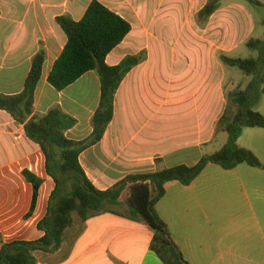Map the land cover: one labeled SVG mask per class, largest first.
Returning <instances> with one entry per match:
<instances>
[{
  "label": "crops",
  "instance_id": "crops-1",
  "mask_svg": "<svg viewBox=\"0 0 264 264\" xmlns=\"http://www.w3.org/2000/svg\"><path fill=\"white\" fill-rule=\"evenodd\" d=\"M90 1L0 0V94L21 92L32 57L43 50L28 118L57 108L74 118V125L64 132L74 141L92 132L91 118L100 96L98 74L88 71L59 91L47 76L66 42L55 18L68 15L79 20ZM99 1L131 24L105 62L115 65L140 52L145 58L118 86L113 117L103 137L79 154V163L94 186L104 190L128 174L191 166L219 149L227 137L224 131H216L226 94L249 82L219 56L239 58L246 42L257 38V23L264 24V19L255 16L251 7L255 4L219 0L203 21L198 12L209 0ZM253 108L264 115V94ZM237 143L264 164V128H243ZM50 168L58 175L56 164ZM24 169L43 180L36 207L26 219L32 187L22 175ZM53 188L38 144L26 136L22 123L0 109V236L4 241L42 235L36 224L46 212ZM155 209L188 264H264V168L240 163L223 169L208 164L188 185L167 182ZM118 210L126 213L125 207ZM74 220L57 251L35 253L36 264H164L150 249L152 230L141 221L103 212L84 222L77 219L79 229L70 237Z\"/></svg>",
  "mask_w": 264,
  "mask_h": 264
},
{
  "label": "trees",
  "instance_id": "trees-1",
  "mask_svg": "<svg viewBox=\"0 0 264 264\" xmlns=\"http://www.w3.org/2000/svg\"><path fill=\"white\" fill-rule=\"evenodd\" d=\"M218 1L209 0L198 12V18L206 20L218 7ZM248 1L264 7V3L258 0ZM55 20L65 33L66 42L48 73L47 82L59 91L86 72L95 70L100 82L99 103L91 118L92 132L80 141L66 138L64 132L74 125L75 120L57 108L42 116L28 118L44 62L43 50L32 57L21 92L0 94V109L22 123L26 136L38 144L45 156L46 172L54 181L46 212L36 224L42 235L33 240L11 241H4L0 236V264H36V252L53 253L60 248L73 213L84 222L103 212L122 214L145 223L152 230L150 249L164 264H188L171 239L165 222L157 214L155 205L164 195L167 182L178 181L188 185L208 164H216L223 169H232L240 163L264 168L251 150L237 143L243 128H264V115L253 108L264 94V39L250 38L246 42L250 50L258 52L256 57L219 56L224 65L237 67L250 77L244 88L238 86L226 94V105L216 122V131H224L227 137L219 149L201 156L194 165L181 164L128 174L101 190L86 176L78 157L103 137L113 117L116 90L130 69L145 58V53L127 55L115 65L105 62L107 54L129 33L131 24L99 0H91L79 20L68 15H59ZM54 164L58 175L51 172L50 167ZM22 175L32 187L29 208L24 215L26 219L36 207L43 180L28 169L22 170ZM123 193L124 202L120 200ZM121 207L126 208V213L118 210Z\"/></svg>",
  "mask_w": 264,
  "mask_h": 264
},
{
  "label": "rangeland",
  "instance_id": "rangeland-1",
  "mask_svg": "<svg viewBox=\"0 0 264 264\" xmlns=\"http://www.w3.org/2000/svg\"><path fill=\"white\" fill-rule=\"evenodd\" d=\"M251 7L253 8L254 14H255V16L257 18L264 19V7H259V6H256V5H251ZM254 37H257L259 39H264V24L257 23L256 29H255V33H254ZM243 52L244 53H239V55H240L239 58L256 57L257 54H258L257 51L250 50L248 47H246ZM249 55H251V56H249ZM230 69H231V71L234 74L242 76L247 81L250 80V77L244 75L237 67H230ZM206 149H212V147H208ZM120 198L124 202L125 201V193H123ZM123 209L124 208H122V210ZM72 217L75 220H74L73 227L69 230V233H68L70 237L73 236L79 229V225L77 224V219H78L77 215L75 213H73Z\"/></svg>",
  "mask_w": 264,
  "mask_h": 264
}]
</instances>
